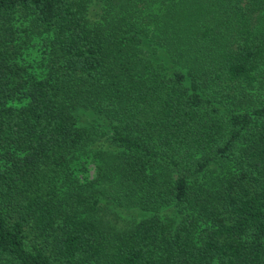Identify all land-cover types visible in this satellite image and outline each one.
Masks as SVG:
<instances>
[{"label":"trees","instance_id":"1","mask_svg":"<svg viewBox=\"0 0 264 264\" xmlns=\"http://www.w3.org/2000/svg\"><path fill=\"white\" fill-rule=\"evenodd\" d=\"M0 264H264V0H0Z\"/></svg>","mask_w":264,"mask_h":264},{"label":"rangeland","instance_id":"2","mask_svg":"<svg viewBox=\"0 0 264 264\" xmlns=\"http://www.w3.org/2000/svg\"><path fill=\"white\" fill-rule=\"evenodd\" d=\"M36 53L37 52H35L33 48H29L23 55L25 58L24 61L31 63L34 68L39 66V57ZM87 115V113H84L80 116L82 123L88 119ZM103 144L102 139H98L96 143L89 147V149H92V147L94 148L95 145L101 146ZM99 164L100 162L97 159L92 160L89 158H82V161H80L75 167V175L78 179V183L85 185L86 183L94 182L100 175ZM100 218L103 219V222L112 225L116 229L123 230L132 224L131 222L137 219V211L127 208H116L112 205L110 208L106 207L100 212Z\"/></svg>","mask_w":264,"mask_h":264}]
</instances>
